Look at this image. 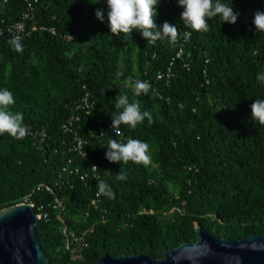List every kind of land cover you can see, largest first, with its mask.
<instances>
[{"label": "trees", "instance_id": "16d2710c", "mask_svg": "<svg viewBox=\"0 0 264 264\" xmlns=\"http://www.w3.org/2000/svg\"><path fill=\"white\" fill-rule=\"evenodd\" d=\"M222 2L240 14L237 23L217 16L208 32H196L185 27L177 0H161L157 25L169 22L180 36L175 45L168 39L153 45L139 32L127 40L114 36L106 0H39L34 14L42 30L27 26L22 51L9 45L7 26L21 20L26 2H0V89L13 93L11 110L23 113L29 128L23 139L0 136V210L27 197L37 212L44 207L48 220L36 234L49 264H97L106 255L159 260L195 243L196 224L229 240L264 236V126L251 120V104L264 99L256 79L264 73V33L253 23L264 0ZM128 77L150 82L151 90L135 97ZM119 91L138 99L153 122L113 129ZM86 93L90 113L77 110ZM70 116L81 118L75 129L87 143L85 159L63 131ZM41 135L45 142L37 146ZM128 138L151 146L149 166L105 158L109 140ZM120 168L126 180L115 179ZM99 179L115 199L100 195L93 206ZM41 185L52 192L38 191ZM83 232L89 247L74 262L69 243Z\"/></svg>", "mask_w": 264, "mask_h": 264}, {"label": "clouds", "instance_id": "9594fccd", "mask_svg": "<svg viewBox=\"0 0 264 264\" xmlns=\"http://www.w3.org/2000/svg\"><path fill=\"white\" fill-rule=\"evenodd\" d=\"M107 2V22L111 33L114 36L132 37L133 32H139L148 41V44L155 45L157 41L168 39L175 45L179 39L180 32L177 26L164 22L162 28L157 25V7L161 0H106ZM178 5L183 8L181 20L185 27L196 32H208L210 30L209 21L219 16L223 23L236 24L239 13L233 6L222 2V0H177ZM96 16L104 21L103 10H97ZM253 23L258 32L264 33V11L257 10L254 13ZM190 37L189 32L184 33V38ZM9 45L15 51H22L23 45L19 36H13ZM119 75V73H118ZM257 82L264 84V73L257 74ZM125 86L130 88L135 97L148 94L151 90V83L145 80L128 77ZM115 109L117 113L111 117L112 128L119 129L121 125L136 129L142 124L145 118L149 123L153 122L152 116L147 111H142L138 99L130 101L129 96L119 91L115 98ZM16 103L13 93L7 89H0V136L8 134L15 139H23L29 134V128L24 123V115L11 110ZM251 120L264 126V99H255L251 104ZM105 158L111 163L143 164L145 167L151 164V146L139 139L128 138L127 142H118L111 139L107 145ZM93 169L97 168L95 165ZM110 176L111 169L104 171ZM116 180L127 179V174L123 168L116 174ZM97 195H103L109 199H115V192L109 183L104 179H99L96 185Z\"/></svg>", "mask_w": 264, "mask_h": 264}, {"label": "water", "instance_id": "95a60500", "mask_svg": "<svg viewBox=\"0 0 264 264\" xmlns=\"http://www.w3.org/2000/svg\"><path fill=\"white\" fill-rule=\"evenodd\" d=\"M38 215L31 204L0 210V264H49L36 234ZM195 243L148 256L103 257L97 264H264V236L229 240L208 233L196 224Z\"/></svg>", "mask_w": 264, "mask_h": 264}, {"label": "built area", "instance_id": "2783aa9c", "mask_svg": "<svg viewBox=\"0 0 264 264\" xmlns=\"http://www.w3.org/2000/svg\"><path fill=\"white\" fill-rule=\"evenodd\" d=\"M3 1V4L8 3L9 0H0V2ZM175 0H173L174 2ZM26 2V10L22 13V17L21 20L13 23V24H8L7 26V32L11 35V36H19L21 38V36L28 34V25H30V31L31 32H37L38 30H42V28H40L37 25V22L35 20V14H34V7L35 4L39 2V0H25ZM167 4L169 3V1H166ZM4 22V21H2ZM4 33L3 30H0V35H2ZM183 55V49L179 50V53L177 54L178 58H181ZM171 77V73L169 72V74L167 75V78ZM164 75H160L159 79H163ZM90 94L86 93L84 95V97L82 98V100L79 101V104L77 106V110H81V111H86V113H90L91 110V105H90ZM81 121L80 116H70L67 120V122L63 125V131L65 133H71L73 135V141H74V145L72 146L71 150L74 151L75 153H77L82 159H85L87 157V151L85 149L87 143L86 141L80 136L79 132H77V130L75 129V126ZM110 126V124H109ZM115 133L117 135H121L119 130H115ZM45 137L46 135H41V139L37 140V146H42L45 142ZM40 148V147H39ZM77 172V171H76ZM86 179L85 176H81V180L84 181ZM46 189L47 192H52L51 188L48 186H39L37 188L38 191H42L43 189ZM100 195L95 196V199L92 202L93 206H96L98 201H99ZM58 205L55 206V208H60L62 203L57 201ZM24 203H28L31 204L33 206V208L35 209V205L30 201V197H27L25 199ZM36 211V210H35ZM39 221H41L42 219L44 220H48V213L44 212V207L41 206L38 208V212L36 211ZM88 232H83L77 236H73L72 241L70 240V245L75 244V247L73 248V255H72V261H77V260H81L83 258L82 256V252L84 249L89 247V243L86 240Z\"/></svg>", "mask_w": 264, "mask_h": 264}]
</instances>
